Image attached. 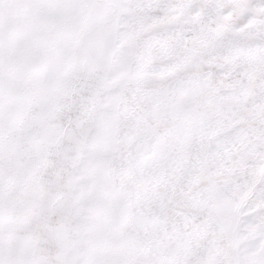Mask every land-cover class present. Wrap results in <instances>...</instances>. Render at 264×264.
Returning <instances> with one entry per match:
<instances>
[{
	"label": "snow or ice",
	"instance_id": "1",
	"mask_svg": "<svg viewBox=\"0 0 264 264\" xmlns=\"http://www.w3.org/2000/svg\"><path fill=\"white\" fill-rule=\"evenodd\" d=\"M0 264H264V0H0Z\"/></svg>",
	"mask_w": 264,
	"mask_h": 264
}]
</instances>
